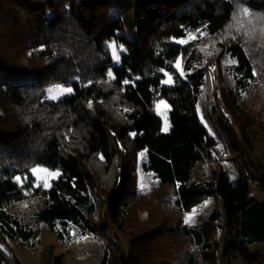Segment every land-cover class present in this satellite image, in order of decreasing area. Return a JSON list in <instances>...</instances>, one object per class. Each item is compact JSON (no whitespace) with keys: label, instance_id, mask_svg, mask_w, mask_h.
<instances>
[{"label":"trees","instance_id":"16d2710c","mask_svg":"<svg viewBox=\"0 0 264 264\" xmlns=\"http://www.w3.org/2000/svg\"><path fill=\"white\" fill-rule=\"evenodd\" d=\"M126 29L147 41L115 64L104 42L126 44ZM227 56L231 91L217 77ZM179 57L185 77L165 85ZM58 84L74 93L46 99ZM249 127L264 136V0H0V264H20L6 240L35 243L41 224L101 239L100 264H264L247 247L264 243V201H249L244 182L264 185ZM142 146L141 168L157 179L148 192L137 190ZM36 166L62 175L32 185ZM210 197L207 221L180 225Z\"/></svg>","mask_w":264,"mask_h":264},{"label":"rangeland","instance_id":"374dc122","mask_svg":"<svg viewBox=\"0 0 264 264\" xmlns=\"http://www.w3.org/2000/svg\"><path fill=\"white\" fill-rule=\"evenodd\" d=\"M33 1L43 3L46 0ZM198 33L199 32L195 30H190L189 37L196 36ZM125 34L128 38L126 44H119L114 40H107L104 42V45L108 48L115 64L123 65L125 63V53L130 49L134 42L138 40L147 41L144 36L136 33H130L127 29L125 30ZM184 41L185 40H180L177 42L183 43ZM114 45L116 46L115 55L113 54ZM116 56L119 57L118 60L116 59ZM177 63H179L180 67H175L176 72L174 74H166L164 81L168 80L170 76L172 77V80L170 83H164L165 85H175L183 81L185 76L183 73L180 57ZM233 64V60L227 56L223 60L220 69L217 70L218 82L222 90L231 91L234 88L235 80L233 77ZM69 87L72 88L71 93L61 94V89ZM44 92L46 99L59 100L72 95L74 93V88L71 85H49L45 87ZM170 110L171 106L168 102L165 101L164 104H160V101L157 102L156 111L162 120V123L160 124V130L162 131L171 132L174 128L172 119L169 116ZM211 135L214 136L213 132H211ZM249 137L251 139L252 155L264 167V136L261 135L258 130L257 132H254L253 128L249 127ZM146 151V147L142 146L138 155L137 190L140 192H148L157 182V179L152 172H145L141 168V163L146 157ZM34 168L37 169L36 173H32L30 171L32 185H37L40 183L43 185V187H45L44 185L47 184L48 186L45 188H50L51 181L53 179L59 178L62 175L60 169H49L42 166H36ZM221 171L227 174L233 183H236L240 179L235 164L229 160L223 161ZM53 172L57 173V175H51ZM15 178H13V183L17 184L22 189H25L28 186V181H25L24 177H21L20 181H17ZM244 182L249 189V201H264V185L254 183L251 180H244ZM214 205L215 201L213 198L210 197L205 199L201 204L195 206L191 212L185 215V219L180 223V225H201L203 222L207 221L209 214L214 208ZM139 215L143 218L147 215V213L140 212ZM186 220L188 221L187 223L185 222ZM72 228L73 227H70V230ZM71 232L74 233L73 231ZM111 232L112 237L118 235V240L123 243L125 240L123 233L120 232V230L115 225L114 230L112 229ZM71 236H73V234ZM70 237L67 236L64 239H60L58 237L57 231H53L45 224H41L40 235L37 242L22 245L20 242L14 240H6L5 243L8 245L11 253L18 259L20 264H48L49 260L52 261V264H100L103 261L106 247L101 239L93 235H83L77 230L75 235L71 238ZM0 246H3L1 242ZM247 247L251 253H258L261 255V258L264 259V243L252 241ZM110 254H113V251H111ZM227 264L252 263L248 259H244L239 256H233L227 262Z\"/></svg>","mask_w":264,"mask_h":264},{"label":"snow or ice","instance_id":"6c2138e0","mask_svg":"<svg viewBox=\"0 0 264 264\" xmlns=\"http://www.w3.org/2000/svg\"><path fill=\"white\" fill-rule=\"evenodd\" d=\"M243 15H245V16L249 15V9H248V8H244V9H243ZM115 48H116V46L114 45V46H113V54H114V55H115ZM116 59L118 60L119 57L116 56ZM175 67L179 68V67H180L179 63H177V64L175 65ZM181 74H183V73H181ZM109 75H111V73H109ZM171 80H172V77L170 76V77L168 78V80L163 81V83H165V84L170 83ZM125 83H128V81H125ZM60 92H61V94L71 93V92H72V88H70V87H69V88H64V89H61ZM53 98H56V97H53ZM164 103H165V101H163V100L160 101V104H164ZM31 172H32V173H36V172H37V169H36V168H33V169H31ZM51 175L55 176V175H57V173L53 172V173H51ZM15 179H16L17 181H20V180H21V177L17 176ZM24 179H25V181H26V180H27V176H25ZM37 186H38V184H37ZM44 186L47 187L48 185L45 184ZM185 222L187 223L188 221L186 220Z\"/></svg>","mask_w":264,"mask_h":264}]
</instances>
